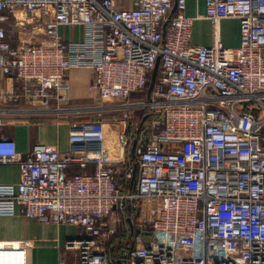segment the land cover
I'll use <instances>...</instances> for the list:
<instances>
[{
  "label": "built area",
  "instance_id": "built-area-1",
  "mask_svg": "<svg viewBox=\"0 0 264 264\" xmlns=\"http://www.w3.org/2000/svg\"><path fill=\"white\" fill-rule=\"evenodd\" d=\"M186 3L0 0L1 22L18 10L46 19L39 43L14 46L0 25V71L19 81L2 102L63 110L74 67L92 70L98 102L125 100L110 124L123 149L133 146L138 175L108 152L102 118L70 123L66 152L39 143L22 158L15 140L0 136V163L21 170L18 183H0V216L77 227L64 247L77 252V264H264V117L253 111L264 109V0H206L211 45L192 43ZM227 18L239 20L237 47L218 38ZM66 26H81L84 38L66 41ZM158 60L151 97L130 102ZM137 109L150 111L146 120ZM72 165L81 170L71 173ZM124 223L130 233L117 237ZM0 264H26L25 244L0 243Z\"/></svg>",
  "mask_w": 264,
  "mask_h": 264
},
{
  "label": "crops",
  "instance_id": "crops-1",
  "mask_svg": "<svg viewBox=\"0 0 264 264\" xmlns=\"http://www.w3.org/2000/svg\"><path fill=\"white\" fill-rule=\"evenodd\" d=\"M120 8H132L139 0H115ZM7 14L0 12V15ZM41 13L28 14L18 10L15 14H8L5 21H0L8 32L11 43L16 46L22 38L39 43L45 39V18H38ZM185 14L194 17L192 28V43L196 45H211L214 42V27L206 16V0H187ZM21 23V25H20ZM60 33L66 41L82 40L84 31L81 26L61 27ZM220 42L227 47H237L240 44V25L236 18L221 20L217 27ZM67 79L71 85L70 100L64 104L63 110H54L56 103L46 108L42 100L34 103L20 101L19 103L2 102L0 100V136L13 138L18 146L22 158H25L36 144L54 146L60 151L69 149V125L81 121L77 112L84 110V106L98 103L91 89L92 70L88 67L70 68ZM19 81L14 75L0 71V94L13 92ZM106 102V101H105ZM109 103V102H106ZM84 120V119H83ZM109 139L108 152L115 157H134V148L123 149L118 141L119 127L108 124ZM114 128V129H113ZM117 128V129H115ZM132 165L133 169H136ZM81 169L72 165L70 172ZM94 165H90L85 172H92ZM21 170L18 163H0V183H18ZM120 186L124 190L132 188V182L121 176ZM142 210V209H141ZM146 212V210H145ZM130 224L124 223L120 227L118 236L130 233ZM79 236V229L73 225L57 222H41L35 217L25 216L19 212L13 216H0V243L11 241L16 245L25 244L26 264H77L78 255L75 250L64 247L69 240ZM118 246L117 249H119Z\"/></svg>",
  "mask_w": 264,
  "mask_h": 264
},
{
  "label": "rangeland",
  "instance_id": "rangeland-1",
  "mask_svg": "<svg viewBox=\"0 0 264 264\" xmlns=\"http://www.w3.org/2000/svg\"><path fill=\"white\" fill-rule=\"evenodd\" d=\"M129 100L131 102L130 98H129ZM124 101L125 100L107 101L109 103H106L105 101H102V102L99 101L96 104L93 103L92 105L81 107V108H84V110H82L81 112H77L76 114L81 115V119H82L81 121H86V120H89L91 118H102V116L104 114L105 115H111V114L113 115L115 113L118 114V113H121L122 107L120 108L117 106L120 105L121 103H123ZM112 104L116 106L115 109L110 108L111 107L110 105H112ZM254 105H256V104H254ZM255 108L259 111V115L261 117H264V109H262L258 106H256ZM121 126H122L121 130H123L125 125L122 124Z\"/></svg>",
  "mask_w": 264,
  "mask_h": 264
},
{
  "label": "trees",
  "instance_id": "trees-1",
  "mask_svg": "<svg viewBox=\"0 0 264 264\" xmlns=\"http://www.w3.org/2000/svg\"><path fill=\"white\" fill-rule=\"evenodd\" d=\"M151 80H152V73L149 75V80L148 83L146 85V87L144 89H142L139 92H135L130 96V99L133 101H140V100H147L149 97V88H150V84H151ZM253 111L256 113L257 116H259V111L254 108ZM149 110L147 109H137L134 111V114L136 117H138L141 121L146 120L147 115L149 114ZM116 114V113H115ZM115 114H111V115H103L102 119L107 122L110 123L113 121V117L115 116ZM118 116L121 117V113L116 114ZM129 160H127V166L130 168L132 167V165L135 166V164L137 163V159L135 157H129ZM133 166V167H134ZM139 173V168H136V175H138ZM120 232V231H119Z\"/></svg>",
  "mask_w": 264,
  "mask_h": 264
},
{
  "label": "water",
  "instance_id": "water-1",
  "mask_svg": "<svg viewBox=\"0 0 264 264\" xmlns=\"http://www.w3.org/2000/svg\"><path fill=\"white\" fill-rule=\"evenodd\" d=\"M159 65H160V61L158 60L157 64H156V67L152 73V80H151V84H150V88H149V98L151 97V93H152V90L154 88V85H155V81H156V77H157V73H158V70H159ZM134 147H136V143L134 144ZM134 157H136L135 153H134ZM118 264H121L120 262H118Z\"/></svg>",
  "mask_w": 264,
  "mask_h": 264
}]
</instances>
